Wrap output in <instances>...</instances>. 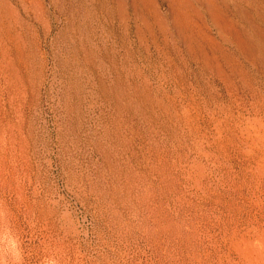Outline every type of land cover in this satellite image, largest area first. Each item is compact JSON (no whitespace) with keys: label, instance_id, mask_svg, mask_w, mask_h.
<instances>
[{"label":"rangeland","instance_id":"rangeland-1","mask_svg":"<svg viewBox=\"0 0 264 264\" xmlns=\"http://www.w3.org/2000/svg\"><path fill=\"white\" fill-rule=\"evenodd\" d=\"M0 264H264V0H0Z\"/></svg>","mask_w":264,"mask_h":264}]
</instances>
